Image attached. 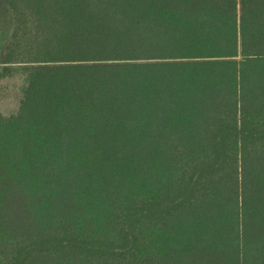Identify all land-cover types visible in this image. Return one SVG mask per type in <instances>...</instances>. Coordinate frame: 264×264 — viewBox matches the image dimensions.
<instances>
[{"label": "trees", "instance_id": "1", "mask_svg": "<svg viewBox=\"0 0 264 264\" xmlns=\"http://www.w3.org/2000/svg\"><path fill=\"white\" fill-rule=\"evenodd\" d=\"M0 264H264V0H0Z\"/></svg>", "mask_w": 264, "mask_h": 264}, {"label": "rangeland", "instance_id": "2", "mask_svg": "<svg viewBox=\"0 0 264 264\" xmlns=\"http://www.w3.org/2000/svg\"><path fill=\"white\" fill-rule=\"evenodd\" d=\"M24 83L20 76L0 81V114L9 116L18 109Z\"/></svg>", "mask_w": 264, "mask_h": 264}]
</instances>
